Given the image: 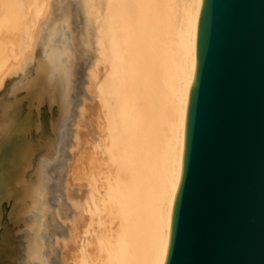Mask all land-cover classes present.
Instances as JSON below:
<instances>
[{"label":"bare ground","instance_id":"1","mask_svg":"<svg viewBox=\"0 0 264 264\" xmlns=\"http://www.w3.org/2000/svg\"><path fill=\"white\" fill-rule=\"evenodd\" d=\"M203 0H0V264H165Z\"/></svg>","mask_w":264,"mask_h":264},{"label":"water","instance_id":"2","mask_svg":"<svg viewBox=\"0 0 264 264\" xmlns=\"http://www.w3.org/2000/svg\"><path fill=\"white\" fill-rule=\"evenodd\" d=\"M165 264H264V0H203Z\"/></svg>","mask_w":264,"mask_h":264}]
</instances>
